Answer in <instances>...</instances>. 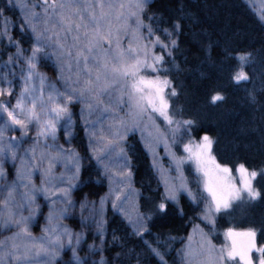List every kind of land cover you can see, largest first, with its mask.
<instances>
[{
    "label": "snow or ice",
    "instance_id": "6c2138e0",
    "mask_svg": "<svg viewBox=\"0 0 264 264\" xmlns=\"http://www.w3.org/2000/svg\"><path fill=\"white\" fill-rule=\"evenodd\" d=\"M146 4L147 0L119 5L104 0H5L0 7V63L8 69L0 76V187L7 190L0 201L6 209L0 214V264H117L133 256L135 264H169L171 239H161L163 234H153L152 229L170 214L184 218L182 201L198 209L200 223L193 224V233L202 241L198 258L189 233L182 264H220L225 253L228 259L238 257L241 264H264V245H257L254 227L243 233L229 228L226 236L231 247L218 253L210 239L217 213L237 202L256 203L264 198L257 184L264 167L241 163L233 169L217 164L207 134L194 147L184 144L183 157L170 148L161 122L165 126L175 123L176 128L170 129L173 134L179 129L167 95L169 89L172 97L178 93L170 77L159 74L169 71L163 55L156 54L155 44L149 46L145 41V34L154 32L151 17L148 25L144 23ZM113 10H117L115 23ZM129 18H134L131 29ZM259 18L264 23V10ZM175 28L179 32V21ZM17 31L34 43L23 48ZM129 31L131 38L125 47ZM171 44L177 47L178 40L172 39ZM44 45L57 49L53 83H48L37 63V53L45 51ZM232 79L240 82L247 75L239 71ZM211 99L215 102L222 96L215 94ZM98 113L110 114L106 128L99 132L95 128ZM94 114L96 119L91 118ZM192 123L183 121L185 126ZM79 132L89 141L85 155L74 146ZM137 134L136 143L150 158L156 180L148 194L143 185L134 186V157L128 141ZM100 141L106 160L94 143ZM162 147L164 156L160 155ZM165 158L170 161L168 167L162 162ZM93 161L102 166L109 192L98 201L86 195L76 199L74 190L94 183L90 175ZM189 161H194L198 192L183 173ZM173 167L175 176L171 175ZM101 174L98 170L97 175ZM109 202L124 236L136 238L139 250L126 247L117 229L109 233L105 215ZM40 217L41 234L35 236L30 225ZM237 236L244 241L238 243ZM253 252L258 257L250 255Z\"/></svg>",
    "mask_w": 264,
    "mask_h": 264
},
{
    "label": "trees",
    "instance_id": "16d2710c",
    "mask_svg": "<svg viewBox=\"0 0 264 264\" xmlns=\"http://www.w3.org/2000/svg\"><path fill=\"white\" fill-rule=\"evenodd\" d=\"M4 4L5 0H0V7ZM145 14L144 23L148 25L147 18L151 17L150 26L157 36L161 32L160 38L164 39L163 30H170L172 39L178 40L177 47L172 46V39L162 43L165 49L161 43L155 46V52L163 55L169 68V71L159 74L170 77L178 93L172 97L169 89L167 94L175 120L179 122L175 134L170 130L176 128L175 123L170 129H165L170 141L182 153V142H197L207 134L213 141L211 151L219 163L231 168L241 163L253 168L264 167V23L245 0H149ZM177 21L181 24L179 32L175 28ZM16 34L21 36L25 49L34 41L19 31ZM43 47L41 65L54 76L57 74V61L53 55L56 48ZM6 71L8 69L0 63V76ZM239 71L246 73V80L236 82L232 79ZM215 94H220L222 99L213 102L211 97ZM184 120L193 123L185 126ZM78 138L80 151L86 154L89 150L88 138L83 132H79ZM138 138L136 136L128 141L134 157L131 161L134 186L139 189L143 185L145 194H148L149 188H155L156 180L149 168L150 158H146L136 143ZM92 165L90 175L94 183L82 187L76 192L77 196L86 195L95 199L107 187L108 181L100 166L96 161ZM184 168L188 170V181L193 191L198 192L195 171L189 163ZM98 170L101 175H97ZM257 184L264 191V176ZM182 203L184 218L170 214L152 229L153 234H163L161 239H171L169 264H182L181 249L185 237L194 223H200L197 220L198 209L186 201ZM107 220L110 222L109 233L117 229L118 234L124 236L119 217L114 212L109 211ZM201 227L206 228L204 225ZM253 227L257 230V245H264V198L256 203L237 202L230 209L217 213L210 239L217 249H228V241L223 234L225 230L245 231ZM124 243L126 247L140 248L134 237L124 236ZM115 251L121 249L116 248ZM251 255L258 257L259 254L253 252ZM117 264H135V256L129 261L118 260ZM222 264L241 263L237 258L228 259L225 253Z\"/></svg>",
    "mask_w": 264,
    "mask_h": 264
},
{
    "label": "rangeland",
    "instance_id": "374dc122",
    "mask_svg": "<svg viewBox=\"0 0 264 264\" xmlns=\"http://www.w3.org/2000/svg\"><path fill=\"white\" fill-rule=\"evenodd\" d=\"M59 1V0H58ZM149 0H147V2H148ZM91 2L92 3H95V0H91ZM104 2L105 3H114V4H117V5H119L121 2H123V3H130V2H132V0H104ZM245 2H246V4L248 5V7L253 11V12H255L256 14V16L259 18L260 17V14H261V11L262 10H264V0H245ZM117 10H113V13H112V21H113V23H115V12H116ZM99 12V9H97V13ZM85 19H87V14H85ZM260 19V18H259ZM128 23H129V29H131V28H133L134 27V18H129V21H128ZM164 31V33H165V38L164 39H161L160 38V36H161V32L160 33H158V36H157V34L156 33H152L150 36H149V34H145V41L148 43V45L149 46H152L153 44H155V46L157 47V45L159 44V43H161V46L163 47V49H165L166 48V46L165 45H163L162 43H164V41H165V43H168V41H170L171 39H172V34L171 35H169L168 34V32H170V30L168 31H165V30H163ZM131 38V31H129L128 32V34L125 36V39H124V46L125 47H127V44H128V40ZM72 42V41H71ZM70 42V43H71ZM32 43H34V41L32 42ZM54 52H56V49H54L53 50ZM43 54H44V52H41V53H37V63H38V65H40V67H41V69H42V71L44 72V73H46V75H47V77H48V83H53V82H55L56 81V75H54V76H51L46 70H45V68L41 65V57L43 56ZM157 54V53H156ZM34 85L35 86H39V81L38 80H35L34 82ZM57 87H59V85H57ZM106 98V97H105ZM96 115L97 114H94L93 115V117H91L92 119H96ZM98 115H99V120L97 121V123L95 124V128H96V130L99 132L100 130H102V129H105L106 128V126H107V122H108V120H109V116H110V114L109 113H98ZM171 128V126H165L164 124H163V122H161V132L164 134V136L166 137V139H167V142H168V145L170 146V148H172V150H174L175 151V153H176V155L178 156V157H183L185 154L183 153V151H182V153H181V151H180V149L179 150H177V148H176V146H174V144H173V142H171L170 141V139L168 138V134H166L165 132H167L165 129H170ZM137 136L139 137V134H137ZM184 138V137H183ZM182 141H183V139H182ZM60 142L61 143H63V136H62V134H61V137H60ZM201 141L199 140V141H197V142H188V143H181V150H182V146L184 145V144H191L193 147L196 145V144H198V143H200ZM95 143V145H96V147H97V149H99L100 150V155H101V157L103 158V159H107V157H106V155H105V152H106V150H105V146H104V142L103 141H100V142H94ZM74 146H75V149H76V151L78 152V153H80L81 155H85V154H83L81 151H80V148H79V138H78V135L76 136V138H75V140H74ZM178 147H179V145H178ZM160 155L161 156H164V149H163V147L160 149ZM211 155L214 157V155H213V153H212V151H211ZM215 158V157H214ZM87 162V160H85L84 161V163H86ZM163 164L166 166V167H168L169 166V164H170V161L167 159V158H165L163 161ZM215 162L217 163V164H219V165H223V164H221V163H219L218 161H217V159L215 158ZM119 163L120 164H123V160H120L119 161ZM187 163H189L190 164V167L194 170V161H189V162H187ZM187 163H185L184 164V166H183V173H184V175L187 177V179H188V170L186 169V168H184L185 167V165L187 164ZM98 164V163H97ZM99 166H100V168H101V171L103 172V169H102V166L100 165V164H98ZM223 166H227V165H223ZM58 167H59V165H58ZM228 167V166H227ZM229 168H231V167H229ZM235 168V167H234ZM233 168V169H234ZM195 171V170H194ZM177 173H176V170H175V168L173 167L172 168V171H171V175H173V176H175ZM233 179L235 180V181H239V176H238V174H236L234 171H233ZM35 176H36V178H38V176H39V174L38 173H36L35 174ZM106 177V176H105ZM108 181V180H107ZM115 187H116V185L115 184H112L111 185V188L112 189H115ZM109 188H110V185H109V182H107V187H106V189L104 190V192L99 196V197H97V198H95V199H89L88 198V200H90V201H98L99 200V198L100 197H102V196H105L108 192H109ZM76 190H74V193H75V198L76 199H79V197L80 196H77L76 195ZM6 195H7V190L6 189H4L3 187H0V201H2V200H4V198L6 197ZM82 196V195H81ZM41 202H42V197H39L38 198ZM125 207L127 208L128 207V204H125ZM46 210V209H45ZM6 211V209L2 206V205H0V214H2V213H4ZM109 211L110 212H114L112 209H111V206H110V202L109 203H106L105 204V215H106V217L108 218V215H109ZM43 223V217H40L39 218V222H37V221H33L32 222V224L30 225V229H31V231H32V233H33V235H35V236H39L40 234H41V224ZM228 230V229H227ZM227 230H225L224 231V236H225V238L227 239V241H228V243H227V245H229L228 246V249H230V247H231V240L226 236V233H227ZM234 232H237V233H243V232H245V231H247V230H245V231H239V230H234V229H232ZM189 233H192L193 234V237H192V249H193V251L197 254V256H198V258H199V253L201 252V244H202V241H201V237H200V235L198 234V233H193V225L190 227V229H189V232H188V234H187V236L185 237V243H184V245H183V247H182V249H184L185 248V246L188 244V236H189ZM8 233H4L3 235H7ZM236 239H237V241H238V243L239 242H243L244 241V237L243 236H237L236 237ZM182 249H181V251H182ZM217 248L215 247V250H216ZM221 248H218L217 250H216V252L218 253L219 252V250H220ZM250 255H251V253H250ZM41 259H43V258H41ZM237 259L239 260V258L237 257ZM240 262V261H239ZM241 263V262H240ZM220 264H222V260L220 261Z\"/></svg>",
    "mask_w": 264,
    "mask_h": 264
}]
</instances>
